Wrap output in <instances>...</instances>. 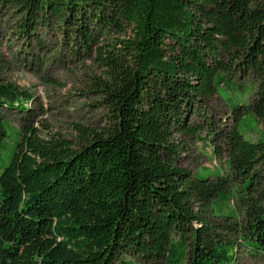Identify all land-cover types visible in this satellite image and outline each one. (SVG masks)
I'll use <instances>...</instances> for the list:
<instances>
[{
	"label": "trees",
	"instance_id": "16d2710c",
	"mask_svg": "<svg viewBox=\"0 0 264 264\" xmlns=\"http://www.w3.org/2000/svg\"><path fill=\"white\" fill-rule=\"evenodd\" d=\"M8 8L27 37L53 21L71 26L102 71L88 89L108 126L77 127V148L32 126L16 135L1 111L33 116L34 100L0 83V264L264 255V135L250 137L244 124L251 116L264 127V0H0V16ZM103 33L111 44L98 42ZM236 77L253 79L257 92L250 103L229 100L233 122L209 141L229 172L194 177L177 167L174 137L197 136L194 118L216 125L209 103L222 90L245 93Z\"/></svg>",
	"mask_w": 264,
	"mask_h": 264
},
{
	"label": "rangeland",
	"instance_id": "374dc122",
	"mask_svg": "<svg viewBox=\"0 0 264 264\" xmlns=\"http://www.w3.org/2000/svg\"><path fill=\"white\" fill-rule=\"evenodd\" d=\"M22 22L13 8L4 10L0 16V83L15 85L31 94L34 101L28 108L34 115L7 111L1 114L16 135L32 126L44 139L60 135L77 148V127L101 131L108 126V111L88 89L90 80L101 77L102 71L80 51L71 26L53 21L49 28L37 26L32 37H27L18 32ZM113 39L114 35L103 33L98 42L111 44ZM233 82L243 86L245 93L236 91L230 95L222 90L209 103V118L216 125L208 128L205 122L194 118L203 128L197 136L176 134L174 137L173 144L180 147L176 165L194 177L223 176L229 172L227 157L215 154L209 141L218 144L233 122L235 112L229 100L250 103L257 92L253 79L244 81L236 77ZM244 124L250 137L259 139L264 135V127L251 116L244 118ZM125 261L132 259L127 257ZM236 264H264V255L240 248Z\"/></svg>",
	"mask_w": 264,
	"mask_h": 264
}]
</instances>
